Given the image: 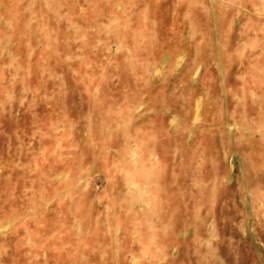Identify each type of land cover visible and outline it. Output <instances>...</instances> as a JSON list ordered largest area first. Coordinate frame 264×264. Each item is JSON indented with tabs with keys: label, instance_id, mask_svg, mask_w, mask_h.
I'll return each mask as SVG.
<instances>
[{
	"label": "rangeland",
	"instance_id": "374dc122",
	"mask_svg": "<svg viewBox=\"0 0 264 264\" xmlns=\"http://www.w3.org/2000/svg\"><path fill=\"white\" fill-rule=\"evenodd\" d=\"M0 264H264V0H0Z\"/></svg>",
	"mask_w": 264,
	"mask_h": 264
}]
</instances>
